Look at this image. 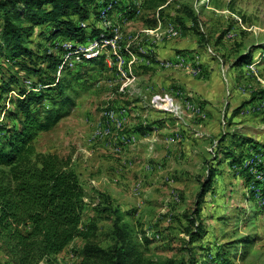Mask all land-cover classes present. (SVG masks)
Masks as SVG:
<instances>
[{"label": "rangeland", "instance_id": "1", "mask_svg": "<svg viewBox=\"0 0 264 264\" xmlns=\"http://www.w3.org/2000/svg\"><path fill=\"white\" fill-rule=\"evenodd\" d=\"M146 1L95 0L99 8L83 25L112 40L43 42L60 60L52 79L77 70L89 89L34 147L71 159L87 193L83 226H97L95 244L114 245L117 210L154 264H189L193 255L209 261L203 248L220 247L225 264H264V0H167L156 10ZM252 48L259 52L252 64L233 66ZM94 58L104 65L85 60ZM0 64L7 79H19L0 94L2 142L16 124L10 101L34 85L20 64L6 56ZM51 87L33 90L45 95L33 105L41 116L58 99ZM211 167L200 214L207 233L192 245L184 230ZM84 245L76 239L59 264H82ZM8 262L0 236V264Z\"/></svg>", "mask_w": 264, "mask_h": 264}, {"label": "trees", "instance_id": "2", "mask_svg": "<svg viewBox=\"0 0 264 264\" xmlns=\"http://www.w3.org/2000/svg\"><path fill=\"white\" fill-rule=\"evenodd\" d=\"M166 1L147 0L145 6L156 10ZM98 8L95 0H0V57L20 64L23 72H28L26 76L31 77L33 90L38 84L48 89L54 85L58 96L43 116L33 110V105H40L45 99L42 90L20 87L18 97L10 101L13 109L8 117L16 124L7 128V137L0 142V236L7 247L9 264H59L58 256L78 238L85 242L82 264H154L144 257L117 210L112 211L116 216L114 245L95 244L97 226L95 223L83 226L87 193L71 159L58 153H39L34 147L38 136L69 116L77 100L89 89L86 82L80 81L83 74L77 70L62 69L61 75L52 79L49 71L56 73L60 60L42 44L59 38L77 43L88 38L111 39L107 31L92 28L88 32L83 25ZM36 37L43 38L39 42ZM33 41L38 45L37 52L29 47ZM257 53V48H252L233 66L252 64ZM85 60L104 65V58ZM3 71L0 64L2 96L19 83L16 75L7 79ZM224 140L218 144L223 151ZM215 175L211 167L194 213L195 220L184 230L192 245L207 233L200 217L201 205L211 191ZM203 249L208 251L210 260L199 261L193 255L189 264H225L228 260L221 247L215 254L211 248Z\"/></svg>", "mask_w": 264, "mask_h": 264}, {"label": "built area", "instance_id": "3", "mask_svg": "<svg viewBox=\"0 0 264 264\" xmlns=\"http://www.w3.org/2000/svg\"><path fill=\"white\" fill-rule=\"evenodd\" d=\"M138 3H139V2H138ZM135 4H136V3H135ZM112 39H113V38H112ZM112 39H111V40H112ZM110 42H111V41H110ZM119 116H120V114H119Z\"/></svg>", "mask_w": 264, "mask_h": 264}, {"label": "bare ground", "instance_id": "4", "mask_svg": "<svg viewBox=\"0 0 264 264\" xmlns=\"http://www.w3.org/2000/svg\"><path fill=\"white\" fill-rule=\"evenodd\" d=\"M97 55V54H96Z\"/></svg>", "mask_w": 264, "mask_h": 264}]
</instances>
